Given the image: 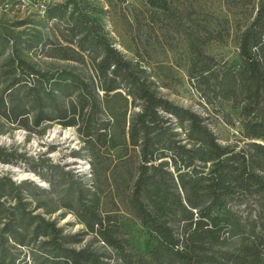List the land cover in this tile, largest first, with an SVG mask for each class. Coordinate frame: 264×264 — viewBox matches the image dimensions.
<instances>
[{"label":"trees","instance_id":"trees-1","mask_svg":"<svg viewBox=\"0 0 264 264\" xmlns=\"http://www.w3.org/2000/svg\"><path fill=\"white\" fill-rule=\"evenodd\" d=\"M143 2L150 25L186 42L187 73L204 103L239 109L243 140L220 143L209 116L165 97L163 66L128 59L99 18L104 8L90 0H58L44 23L0 20V118L29 132L45 123L76 128L90 165L84 175L50 162L35 170L49 188L0 173V264H264V0L238 35L234 60L207 51L225 42L226 28L193 19L173 0ZM39 56L60 63L43 68ZM20 158L0 145L1 163ZM110 180L141 227L140 243L125 232L118 205L104 207ZM58 182L62 207L86 231L65 233L35 213ZM28 195L48 200L32 210ZM84 236L106 250L78 247Z\"/></svg>","mask_w":264,"mask_h":264},{"label":"rangeland","instance_id":"rangeland-1","mask_svg":"<svg viewBox=\"0 0 264 264\" xmlns=\"http://www.w3.org/2000/svg\"><path fill=\"white\" fill-rule=\"evenodd\" d=\"M17 0H0V20L16 22L32 20L44 23L46 20L35 8L21 5H10ZM66 0H60L64 2ZM95 6L104 8L105 12L99 15L115 45L128 59L145 62L150 68L162 73L157 78L161 93L186 108L199 114L209 116L211 126L217 134L220 143L234 144L243 140L241 124L239 122V109L232 103L207 106L200 93L190 81L188 66V46L184 40L175 35V38H164L157 30V26L150 25L148 9L143 0H125L122 3L115 0H90ZM185 14L197 21L207 23L212 28H226L230 35L225 42H213L207 46V51L218 59L234 60L238 54L237 37L256 12V0L252 4H243L241 0H173ZM51 25H46L47 31ZM41 67L55 63L45 56L33 57ZM60 63V62H59ZM218 110V111H215ZM60 130L54 135L55 130ZM72 135H66V132ZM53 135V136H52ZM0 145L24 154V159L15 163L3 164L0 162V173L9 174L17 182L32 181L37 178L35 170L42 169L47 163L59 164L66 171H73L79 175L88 172V163L85 153L82 152L83 143L74 127H63L54 123H45L38 130L27 131L11 127L4 119L0 118ZM116 156L119 150L115 151ZM61 177H56L61 180ZM42 184L50 187L49 182L41 179ZM56 180V181H57ZM86 180H91L87 175ZM89 182V181H88ZM104 207L107 210H117L122 221L125 222V232L133 243H140L143 234L138 221L130 214L122 202V198L115 192L116 185L110 181L104 183ZM130 186V184H125ZM57 192L52 196L48 207L36 206L41 200H48L45 196L33 198L28 195L29 209H36L35 213L42 214L46 219L56 221L65 233H81L86 231L85 225L80 222L76 214L62 207L65 183H56ZM115 192V193H114ZM92 243V244H91ZM98 251L106 248L94 241L92 236H84L83 242L78 247L90 245Z\"/></svg>","mask_w":264,"mask_h":264},{"label":"built area","instance_id":"built-area-1","mask_svg":"<svg viewBox=\"0 0 264 264\" xmlns=\"http://www.w3.org/2000/svg\"><path fill=\"white\" fill-rule=\"evenodd\" d=\"M58 0H17L14 3H11L10 5H21L23 7H32L35 8L40 14L43 16L45 15L48 8L55 4ZM88 165V171L90 165Z\"/></svg>","mask_w":264,"mask_h":264},{"label":"water","instance_id":"water-1","mask_svg":"<svg viewBox=\"0 0 264 264\" xmlns=\"http://www.w3.org/2000/svg\"><path fill=\"white\" fill-rule=\"evenodd\" d=\"M33 180L36 181V182H38L39 185H41V186H43V187H46L45 184H42V182L40 181V179H38V178H36V177H35V178L33 177Z\"/></svg>","mask_w":264,"mask_h":264},{"label":"bare ground","instance_id":"bare-ground-1","mask_svg":"<svg viewBox=\"0 0 264 264\" xmlns=\"http://www.w3.org/2000/svg\"><path fill=\"white\" fill-rule=\"evenodd\" d=\"M59 131H60V130H58V129H57V130H55V133H54V135H56V134H57ZM70 131H71V130H69V132H66V135H68V134H69V135H70V134L72 135V133H71ZM52 136H53V135H52Z\"/></svg>","mask_w":264,"mask_h":264}]
</instances>
